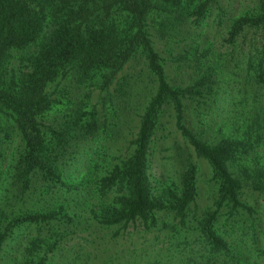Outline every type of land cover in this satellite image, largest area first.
Masks as SVG:
<instances>
[{"label": "trees", "instance_id": "trees-1", "mask_svg": "<svg viewBox=\"0 0 264 264\" xmlns=\"http://www.w3.org/2000/svg\"><path fill=\"white\" fill-rule=\"evenodd\" d=\"M213 106L209 140L195 122ZM167 117L218 185L200 216L184 152L150 180ZM250 181L263 190L264 0H0V264H249L219 220L252 213ZM151 230L168 246L129 254Z\"/></svg>", "mask_w": 264, "mask_h": 264}, {"label": "rangeland", "instance_id": "rangeland-1", "mask_svg": "<svg viewBox=\"0 0 264 264\" xmlns=\"http://www.w3.org/2000/svg\"><path fill=\"white\" fill-rule=\"evenodd\" d=\"M219 108L220 107L213 106L210 113L203 115L201 119H197L195 122L197 125L196 130L203 131L202 129H206L207 123L210 124V122L217 121L218 116L227 115L225 111L227 110L226 107L222 109ZM170 120L171 119L167 117L164 128L160 127L157 130L155 139L151 145L149 157L150 180L154 182L157 179L161 180L164 177L174 174V172L179 169L178 166L181 163L178 162V160H174L176 151L178 150L179 153L184 152V156L187 159H191L197 167V206H192L191 212L192 215L200 216L205 210L213 207L218 185L212 178V170L207 160L197 157L191 148L186 146V142ZM198 120L202 122V125ZM217 129L215 124L210 129H206L202 136L209 140L216 139L213 137H216L217 134L215 131ZM243 200L247 205L252 207L251 214L247 212V210H240L232 217L236 220L233 221L232 218L227 219V216L223 215L220 217L219 223L222 229L225 230V232L223 231L224 233L231 234L232 236H242L244 241L243 251L248 254L247 258L249 264H264V187L263 190H254L253 181L248 182L244 188ZM225 222L227 223L225 224ZM192 223L194 226L196 225L195 220H192ZM230 224L234 225V228H230ZM155 233L157 232L153 230L150 232H134L132 239L127 238L129 239L127 241L132 240L133 245L124 241L125 248L127 247V251H130L129 254H134L132 248H136L139 252H142L141 249L149 250L151 247H167V242L155 244L157 246L152 244L154 239L153 236L156 235ZM182 236L183 235H181V237ZM124 239H126V237ZM175 243V239L172 240L170 249L173 251L177 250V247L173 245ZM142 256L139 255L136 258L141 259ZM138 264H145V259H141Z\"/></svg>", "mask_w": 264, "mask_h": 264}]
</instances>
